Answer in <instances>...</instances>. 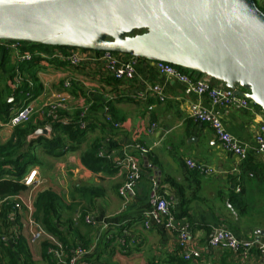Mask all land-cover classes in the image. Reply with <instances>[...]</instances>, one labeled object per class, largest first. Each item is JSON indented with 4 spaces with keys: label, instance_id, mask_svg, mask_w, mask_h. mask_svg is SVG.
I'll use <instances>...</instances> for the list:
<instances>
[{
    "label": "crops",
    "instance_id": "0c3cea01",
    "mask_svg": "<svg viewBox=\"0 0 264 264\" xmlns=\"http://www.w3.org/2000/svg\"><path fill=\"white\" fill-rule=\"evenodd\" d=\"M20 48L9 49L15 65L18 53H28ZM35 53L43 59L36 71L39 92L28 99L34 112H41L48 101L66 96L63 112L71 115L88 107L90 128L80 148L61 156L36 147L40 163L30 170L38 169L42 184L11 195L9 200L17 195L30 198L36 215L40 212V191L50 189L59 194L62 237L69 246H85L86 264H264V250L260 248L264 235L257 233L264 230V156L257 151L256 120L251 110L215 106L208 95H199L159 72L153 61L138 59L135 77L116 81L99 60L89 58L73 66L39 50ZM88 55L93 57V53ZM118 57L123 61L132 58L122 53ZM67 81L69 88L64 87ZM156 84L162 87L164 100L151 92ZM8 100L12 102L14 97ZM196 104L220 115L228 132L249 148L247 160L239 162L224 152L213 128L192 117ZM18 108L14 105L10 116ZM107 116L120 125L106 122ZM152 123L157 126L149 132ZM13 131L14 127L0 119L2 142L9 140ZM94 142L107 153L97 170L81 161ZM138 145L149 148V152L142 153ZM124 154L133 155L142 169L127 203L120 193L127 173L117 166ZM188 158L212 166L214 172L201 174L189 168ZM158 195L172 202L174 228L163 224L146 228L143 224ZM2 202L0 197V209ZM85 216L93 222L87 223ZM182 226L190 231V244L201 251L196 261H186L181 255L177 239ZM219 228L231 230L241 240H254L256 245L246 255L243 249L212 248L209 238ZM43 244L30 246L35 262V255L40 258L44 253Z\"/></svg>",
    "mask_w": 264,
    "mask_h": 264
},
{
    "label": "water",
    "instance_id": "95a60500",
    "mask_svg": "<svg viewBox=\"0 0 264 264\" xmlns=\"http://www.w3.org/2000/svg\"><path fill=\"white\" fill-rule=\"evenodd\" d=\"M0 40L164 61L264 112V10L256 0H0ZM50 134L43 127L32 136Z\"/></svg>",
    "mask_w": 264,
    "mask_h": 264
},
{
    "label": "built area",
    "instance_id": "2783aa9c",
    "mask_svg": "<svg viewBox=\"0 0 264 264\" xmlns=\"http://www.w3.org/2000/svg\"><path fill=\"white\" fill-rule=\"evenodd\" d=\"M262 7H264V0L261 1ZM20 42L0 40V50L3 48L12 49L20 48ZM93 53V57L88 54ZM119 53L113 51H85L81 49H60L54 48L52 57L66 60L73 66H78L83 62L90 59H96L102 62L106 73L116 80H132L136 75V67L138 64V58L133 57L130 60H120L118 57ZM32 57L30 53L16 55L15 61L19 62L22 60H29ZM156 69L162 74L172 77L186 85H188L193 91L199 95H208L213 105L215 106H232L237 109H249L253 112L256 120L254 138L257 144V151L264 156V112L263 110L252 100L237 95L234 91L226 87L223 83L216 84L214 80L206 75L199 73H187L185 69L172 65L164 61H155ZM23 81V77L19 70H16L13 82L16 86H19ZM29 86H33V82L28 80ZM70 82L67 81L64 84L65 88L70 87ZM151 92H154L161 100L165 99V94L160 85H153L150 88ZM30 97L32 94L27 92ZM67 97L58 96L48 101L41 109L47 118L51 121L58 120L60 117V111L65 107ZM34 107L29 101L28 104L20 106L15 110L10 120L7 122L11 127H15L28 121ZM88 107L82 109L81 116L84 118L87 116ZM192 117L196 121L209 124L217 138L220 141L221 147L224 152L234 155L238 158L239 162H244L248 159L249 148L246 145L240 143L233 135H231L220 115L208 108L202 107L199 104L192 106ZM66 122L65 119H61ZM106 120L113 123L115 126L120 124L115 123L111 116H107ZM86 121L82 120L80 127H86ZM157 126L156 123H152L148 129L152 132ZM46 128L51 130L50 125H46ZM142 153L149 152V148L142 145H138ZM107 153L101 149L99 156L104 157ZM186 164L189 168L198 171L201 174H210L214 172L212 166H208L202 162H199L193 158H188ZM117 166L119 169L126 171L127 178L125 183L120 188V193L126 202L129 195L134 192V188L137 182L142 177V169L138 160L130 154H124L121 159L118 160ZM38 169H31L22 179L28 188L34 189L36 186L42 184V179L38 178ZM127 203V202H126ZM12 220L14 221V229L9 234H1L0 240L4 243H10L18 235L26 236L30 245L39 244L46 242L48 244L47 252L56 260L57 264H86V255L88 250L83 244H77L74 247L66 245L56 234L49 231L45 225L35 217L34 207L32 200L24 199L20 195H17L14 199L13 210L11 213ZM23 217V218H21ZM19 218V222L17 219ZM174 214L172 212V202L162 195L155 196L153 200L152 210L145 215L144 226L150 228L153 224H163L168 228H174ZM87 223H92L93 219L90 216H85ZM24 231H23V230ZM190 231L187 226H182L178 229L177 244L180 248V252L184 260L196 261L201 258V251L190 244ZM209 245L212 248L220 249H232L240 250L243 249L244 254L256 245L254 240H241L231 230L227 228L217 229L213 235L209 238ZM264 250V245L260 246ZM208 264V263H207Z\"/></svg>",
    "mask_w": 264,
    "mask_h": 264
},
{
    "label": "trees",
    "instance_id": "16d2710c",
    "mask_svg": "<svg viewBox=\"0 0 264 264\" xmlns=\"http://www.w3.org/2000/svg\"><path fill=\"white\" fill-rule=\"evenodd\" d=\"M20 43L22 44L21 52L31 53L32 57L29 60L19 61L16 65L11 63L8 49L0 50V119L4 122L10 120V111L14 105L21 106L20 100L25 98L27 92L30 91L34 95L39 92L40 87L37 85L36 71L39 69L38 64L43 58L40 54L36 55L35 50H39L43 54L53 55L54 48L68 49L63 46L54 47L23 41ZM16 70H19L23 77L19 86L13 82ZM29 79L34 83V88H30ZM18 94H21L20 98L17 97ZM11 96L14 97L12 102L8 100V97ZM15 102L18 103L15 104ZM81 114L82 110L71 115L61 110L59 119L51 121L43 113L37 112L28 121L15 126L13 136L9 140L2 142L0 139V197L3 199L0 209V235L9 234L14 229L15 224L11 217L14 202L8 197L27 190L28 187L22 181L27 174V168L40 163L35 148L42 147L52 156H61L68 151L80 148L90 128L88 118H83ZM65 118L66 122H63L61 119ZM82 120L87 123L85 128L80 127ZM48 124L51 127L50 136H32L37 129ZM99 147L98 142H94L83 153L81 161L85 167L97 170L106 161L105 156H99ZM37 204L40 212L39 214L36 213L35 217L66 244L65 238L62 237V223L60 222L62 214L61 196L50 189L42 190L38 193ZM19 221L18 218L17 222ZM30 246L27 237L23 235H18L10 243H4L0 240V264H35ZM47 247L48 244L44 242L42 257L45 263L57 264L56 260L47 252Z\"/></svg>",
    "mask_w": 264,
    "mask_h": 264
},
{
    "label": "rangeland",
    "instance_id": "374dc122",
    "mask_svg": "<svg viewBox=\"0 0 264 264\" xmlns=\"http://www.w3.org/2000/svg\"><path fill=\"white\" fill-rule=\"evenodd\" d=\"M257 1V3H258V5L264 10V8L262 7V5H261V1L262 0H256ZM186 72L188 73H192V74H194V73H197V72H195V71H192V70H186ZM214 80V79H213ZM30 92V91H29ZM31 94H32V96H28L27 95V93L25 94V98L24 99H22V100H20L21 101V106L22 105H26V104H28L29 103V101L30 100H28L29 98L31 99L32 97H34V94L32 93V92H30ZM20 96H21V94H18L17 95V97H19L20 98ZM20 101H18V102H20ZM18 102H15V104H17ZM34 111H33V113H32V115H34ZM109 122V121H108ZM30 166L27 168V172L26 173H28L29 171H30ZM13 202H14V200H13ZM252 209V208H251ZM251 209H250V211H251ZM256 209V211H260L261 210V208H255ZM256 213H258V212H256ZM21 218H23V217H21ZM23 230V229H22ZM24 231V230H23ZM32 246V245H31ZM32 255L34 256V254L32 253ZM35 260H36V262H35V264H44L45 262L43 261V258H42V256H40V258H38V257H36V255H35Z\"/></svg>",
    "mask_w": 264,
    "mask_h": 264
}]
</instances>
